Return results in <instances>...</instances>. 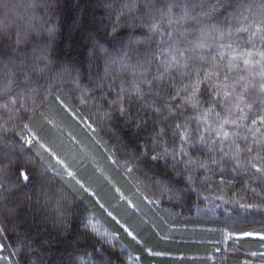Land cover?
<instances>
[{
	"label": "trees",
	"instance_id": "trees-1",
	"mask_svg": "<svg viewBox=\"0 0 264 264\" xmlns=\"http://www.w3.org/2000/svg\"><path fill=\"white\" fill-rule=\"evenodd\" d=\"M258 168L264 0H0V264H264Z\"/></svg>",
	"mask_w": 264,
	"mask_h": 264
},
{
	"label": "snow or ice",
	"instance_id": "snow-or-ice-1",
	"mask_svg": "<svg viewBox=\"0 0 264 264\" xmlns=\"http://www.w3.org/2000/svg\"><path fill=\"white\" fill-rule=\"evenodd\" d=\"M245 63H248V61H245ZM205 79L210 81L211 77L206 76ZM224 87L227 88L228 86L225 85ZM182 91H183V95L181 96L179 93H177V96H179L180 102L187 107L197 109L201 107V105L209 104V103L215 105L216 107L221 106V101L218 98L221 95V91L218 90V86L213 85L211 91H209L208 86L206 84L202 88L201 81H196L195 83H190L189 85H186ZM223 95L225 97H228L231 95V93L228 91H224ZM213 96L217 98L213 99ZM173 99H176V97H173ZM208 111L215 116H219V113L214 112L213 108H209ZM229 122L230 121L228 120H224V125L228 124ZM231 123L235 124L236 121L233 120L231 121ZM253 123H255V121H253ZM224 125H221V127H223ZM222 135L224 137H228L229 133L224 132L222 133ZM257 171H264V168H258ZM23 179L25 181H28L31 179V177L28 175H24Z\"/></svg>",
	"mask_w": 264,
	"mask_h": 264
}]
</instances>
